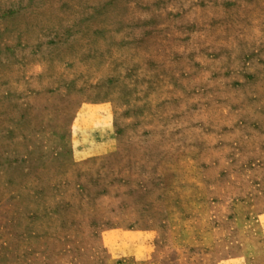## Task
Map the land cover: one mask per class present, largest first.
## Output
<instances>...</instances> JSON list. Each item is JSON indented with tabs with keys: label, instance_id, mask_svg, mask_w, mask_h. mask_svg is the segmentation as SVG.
Returning <instances> with one entry per match:
<instances>
[{
	"label": "rangeland",
	"instance_id": "374dc122",
	"mask_svg": "<svg viewBox=\"0 0 264 264\" xmlns=\"http://www.w3.org/2000/svg\"><path fill=\"white\" fill-rule=\"evenodd\" d=\"M0 264H264V0H0Z\"/></svg>",
	"mask_w": 264,
	"mask_h": 264
}]
</instances>
